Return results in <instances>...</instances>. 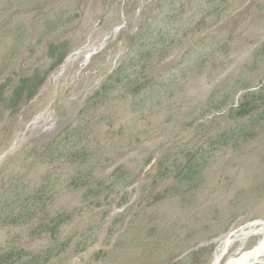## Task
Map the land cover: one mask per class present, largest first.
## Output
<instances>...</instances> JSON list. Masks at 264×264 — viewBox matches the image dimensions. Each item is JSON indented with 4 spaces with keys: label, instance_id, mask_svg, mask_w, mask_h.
Returning <instances> with one entry per match:
<instances>
[{
    "label": "rangeland",
    "instance_id": "1",
    "mask_svg": "<svg viewBox=\"0 0 264 264\" xmlns=\"http://www.w3.org/2000/svg\"><path fill=\"white\" fill-rule=\"evenodd\" d=\"M253 93L264 0H0V246L56 248L48 264L251 251L264 106L229 108Z\"/></svg>",
    "mask_w": 264,
    "mask_h": 264
},
{
    "label": "trees",
    "instance_id": "2",
    "mask_svg": "<svg viewBox=\"0 0 264 264\" xmlns=\"http://www.w3.org/2000/svg\"><path fill=\"white\" fill-rule=\"evenodd\" d=\"M30 81H27V83ZM26 83V82H25ZM24 83V84H25ZM253 97H258L254 99ZM252 99V103H249V100ZM264 98L262 96H255V93L245 95L240 103H236L230 106L229 112L236 113V116L241 118L247 115H250L253 109L263 108ZM55 229H51V233ZM49 231V230H47ZM55 239V238H53ZM56 248L50 247L44 252L38 254L26 253L20 248L13 247H4L0 246V264H48L49 259L53 256L49 254H54L53 251H56Z\"/></svg>",
    "mask_w": 264,
    "mask_h": 264
},
{
    "label": "bare ground",
    "instance_id": "3",
    "mask_svg": "<svg viewBox=\"0 0 264 264\" xmlns=\"http://www.w3.org/2000/svg\"><path fill=\"white\" fill-rule=\"evenodd\" d=\"M257 234L262 235V239L259 244L251 251L241 254L237 258H233L228 261L227 264H257L260 263L264 258V225L257 232ZM229 244L227 243L226 248L228 249ZM226 248L224 252L226 251Z\"/></svg>",
    "mask_w": 264,
    "mask_h": 264
},
{
    "label": "water",
    "instance_id": "4",
    "mask_svg": "<svg viewBox=\"0 0 264 264\" xmlns=\"http://www.w3.org/2000/svg\"><path fill=\"white\" fill-rule=\"evenodd\" d=\"M219 263V261H217L215 264H218Z\"/></svg>",
    "mask_w": 264,
    "mask_h": 264
}]
</instances>
